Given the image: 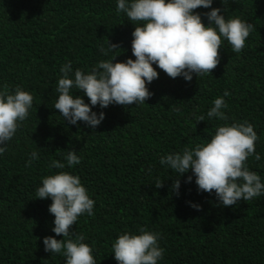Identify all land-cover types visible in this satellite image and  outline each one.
I'll return each mask as SVG.
<instances>
[{"label": "trees", "instance_id": "1", "mask_svg": "<svg viewBox=\"0 0 264 264\" xmlns=\"http://www.w3.org/2000/svg\"><path fill=\"white\" fill-rule=\"evenodd\" d=\"M212 7L253 25L244 49L234 53L223 41L217 66L190 82L157 69L144 104L97 105L93 110L106 117L93 129L68 124L53 108L60 67L71 61L73 72H87L115 55L114 62L135 59V25L116 12V0H0V90L21 86L33 95L28 118L0 155V264H65L63 256L44 251L43 238L55 235L52 201L34 197L42 178L58 171L49 169L51 161L64 162L71 149L81 162L65 170L81 178L95 201L94 215L79 216L72 230L93 247L96 264H118L114 239L141 227L160 234V264H264V196L220 206L214 192L197 190L195 177L184 182L191 171L180 178L177 194L175 173L160 164L162 155L208 142L220 124L248 121L261 160L247 163L264 181V0H214ZM110 43L119 47L105 56L101 47ZM225 90L227 121L198 122L195 116ZM34 150L40 158L26 167Z\"/></svg>", "mask_w": 264, "mask_h": 264}, {"label": "clouds", "instance_id": "2", "mask_svg": "<svg viewBox=\"0 0 264 264\" xmlns=\"http://www.w3.org/2000/svg\"><path fill=\"white\" fill-rule=\"evenodd\" d=\"M213 3L214 0H116V12L126 14L135 25L131 41L135 59L114 62L115 55L99 61L87 72H73L71 61L63 64L53 108L68 124L83 122L95 129L106 117L104 111H94L95 106L104 109L112 104H144L152 95L148 85L159 77L157 69L170 78L182 77L188 82L193 75L201 77L212 72L219 63L223 41L234 53H240L253 30V25L240 17L226 18L224 9L212 7ZM199 8L209 10L201 13L196 11ZM118 47L110 43L108 49L101 47V52L107 56ZM73 90L83 95L74 94ZM229 95L225 90L206 114L195 116L196 120L207 117L227 121L224 97ZM32 106L33 95L23 87L0 90V155L28 118ZM258 139L254 125L248 121L220 124L208 142L162 155L160 164L175 173L173 192L179 194L180 178L191 171L184 182L191 183L195 177L198 191L214 192L220 206H232L241 199L250 201L264 196V181L247 163L248 157L261 160L256 152ZM39 158V152L32 151L25 166L30 167ZM63 160L51 161L49 169L58 171L42 178L34 197L52 201L48 212L54 216L55 235L43 238L44 251L63 256L65 264H96L93 247L86 243L84 235L72 230L79 216L94 215L95 201L81 178L65 170L80 164L81 156L71 149L63 154ZM154 185L160 188L163 182L157 179ZM188 203L194 210H202L198 202ZM61 235L63 239H57ZM160 239L158 232L144 227L138 232L125 231L114 239L111 254L118 264H160L164 253Z\"/></svg>", "mask_w": 264, "mask_h": 264}]
</instances>
